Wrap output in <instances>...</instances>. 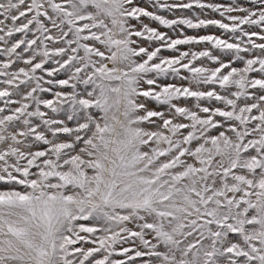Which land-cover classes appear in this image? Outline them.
I'll list each match as a JSON object with an SVG mask.
<instances>
[{
    "label": "snow or ice",
    "instance_id": "1",
    "mask_svg": "<svg viewBox=\"0 0 264 264\" xmlns=\"http://www.w3.org/2000/svg\"><path fill=\"white\" fill-rule=\"evenodd\" d=\"M0 264H264V0H0Z\"/></svg>",
    "mask_w": 264,
    "mask_h": 264
},
{
    "label": "rangeland",
    "instance_id": "2",
    "mask_svg": "<svg viewBox=\"0 0 264 264\" xmlns=\"http://www.w3.org/2000/svg\"><path fill=\"white\" fill-rule=\"evenodd\" d=\"M184 2H187V0H184ZM205 2H208V0H205ZM213 2L225 3V2H227V0H213ZM163 14L169 16V18H172V14H169V13H163ZM175 15H180V12L177 11L175 13ZM215 18H219L218 17V14H216ZM160 30L161 31H166L163 28H161ZM184 31L188 35H194V34H211L213 32H215L216 34H219V32L216 29H214V28H209V29H206V30H196V29H187V28H185Z\"/></svg>",
    "mask_w": 264,
    "mask_h": 264
}]
</instances>
